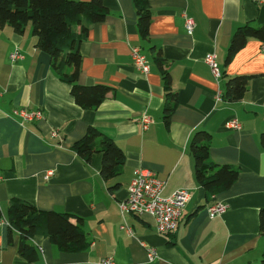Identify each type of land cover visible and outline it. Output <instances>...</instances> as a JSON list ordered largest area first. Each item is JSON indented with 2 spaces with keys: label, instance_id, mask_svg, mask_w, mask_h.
I'll use <instances>...</instances> for the list:
<instances>
[{
  "label": "crops",
  "instance_id": "0c3cea01",
  "mask_svg": "<svg viewBox=\"0 0 264 264\" xmlns=\"http://www.w3.org/2000/svg\"><path fill=\"white\" fill-rule=\"evenodd\" d=\"M147 3L151 21L145 38L138 30L134 0H103L107 15L89 26L79 44L78 81L111 87L95 109L76 104L49 55L36 47L30 24L21 34L0 24V264H94L104 257L119 264H262L258 213L264 207V148L259 140L264 132V41L249 38L228 64L225 56L239 26L264 24V0ZM184 14L194 20L191 33L184 27ZM132 46L147 59L146 74L134 67ZM13 51L22 57L12 61ZM208 53L216 54L218 78L204 62ZM158 57L177 100L168 126ZM235 75L251 78L242 98L229 101L223 97L225 84ZM18 108L40 110L42 116L22 120L13 115ZM143 114L152 119L146 129L139 122ZM232 118L240 122L239 129L226 127ZM88 126L111 137L124 152L117 176L102 178L99 153L85 161L73 150ZM198 129L211 134L212 161L238 170L234 183L214 196L194 177L189 142ZM138 168L154 171L163 182V196L176 189L189 192L172 233H158L148 213L121 214L118 202ZM117 182L119 187L111 190ZM12 198L83 218L89 246L65 252L35 235L27 243L38 257L24 258L18 253L20 235L10 232L7 222ZM218 202L227 209L210 217L207 207ZM146 247L155 249L154 259Z\"/></svg>",
  "mask_w": 264,
  "mask_h": 264
},
{
  "label": "trees",
  "instance_id": "16d2710c",
  "mask_svg": "<svg viewBox=\"0 0 264 264\" xmlns=\"http://www.w3.org/2000/svg\"><path fill=\"white\" fill-rule=\"evenodd\" d=\"M138 14L137 26L145 38L151 21L147 0H134ZM108 10L103 0H0V24H8L17 33H23L27 24L36 36V47L50 57V65L59 78L70 85V93L76 104L84 109L97 108L111 87L104 84L85 85L78 81L81 55L80 42L86 37L91 24L102 21ZM249 38L264 41V24L246 23L232 34L225 56L228 64L234 55L245 46ZM157 63L163 73V89L166 102L163 120L169 124L170 115L177 105L176 96L171 92L170 75L163 69V59ZM251 76L235 75L227 79L223 97L237 101L244 95ZM211 134L198 129L189 142L194 160V177L206 193L214 196L226 189L237 179L238 170L228 164H218L209 156ZM260 145L264 148V132L260 134ZM73 150L85 161L92 154L101 155L100 175L108 180L118 175L125 156L113 139L94 126H88L85 134L73 144ZM119 182L110 189H116ZM1 217V211H0ZM9 230L20 235L18 253L28 260H36L38 251L27 240L35 235L47 237L60 250L76 252L89 246L83 230V218L64 212L44 211L34 205L12 198L7 208ZM259 231L264 236V207L258 213ZM261 263L264 264V252Z\"/></svg>",
  "mask_w": 264,
  "mask_h": 264
},
{
  "label": "built area",
  "instance_id": "2783aa9c",
  "mask_svg": "<svg viewBox=\"0 0 264 264\" xmlns=\"http://www.w3.org/2000/svg\"><path fill=\"white\" fill-rule=\"evenodd\" d=\"M194 20L184 14V27L187 33H191L194 28ZM130 55L134 67L142 74L149 71V64L145 55L136 46H132ZM22 57L17 51L10 54L12 61ZM204 62L210 67V72L215 78H218L221 73L216 61L215 53H208L204 57ZM13 115L22 120H34L42 116L40 110H28L26 108H18L13 111ZM140 124L143 129H146L152 122L149 115L143 114L140 118ZM226 127L239 129L240 122L236 118L229 119L226 122ZM55 135V133H52ZM163 182L156 176L154 171L138 168L135 169L133 178L127 186V195L118 202V208L121 214L135 213L141 215L143 213L150 214L155 221L156 229L160 234L172 233L179 224L183 208L189 200V192L186 189H176L168 196L161 194ZM227 209V205L223 202H218L207 207V212L210 217L219 215ZM122 229L128 234H132L131 228L123 224ZM149 259L156 257V251L152 247H146ZM94 264H119L112 257H104L97 260Z\"/></svg>",
  "mask_w": 264,
  "mask_h": 264
}]
</instances>
